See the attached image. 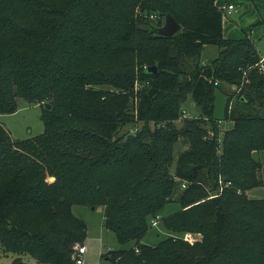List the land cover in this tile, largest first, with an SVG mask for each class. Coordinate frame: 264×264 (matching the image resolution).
Listing matches in <instances>:
<instances>
[{
	"label": "trees",
	"instance_id": "trees-1",
	"mask_svg": "<svg viewBox=\"0 0 264 264\" xmlns=\"http://www.w3.org/2000/svg\"><path fill=\"white\" fill-rule=\"evenodd\" d=\"M216 2L0 0V115L23 99L44 123L24 140L0 125V252L12 264H74L88 237L75 206L104 207L106 228L134 243L107 252L110 264H264V199L248 196L264 185V57L248 33L224 37ZM168 14L182 27L173 37L158 34ZM209 46L218 55L203 65ZM224 86L235 89L222 133ZM187 95L201 115L178 127ZM170 203L180 210L164 216ZM157 218L166 238L141 243Z\"/></svg>",
	"mask_w": 264,
	"mask_h": 264
},
{
	"label": "rangeland",
	"instance_id": "rangeland-1",
	"mask_svg": "<svg viewBox=\"0 0 264 264\" xmlns=\"http://www.w3.org/2000/svg\"><path fill=\"white\" fill-rule=\"evenodd\" d=\"M232 2L237 6V8H239L240 14L245 12V20L247 22L246 28L248 27V29L245 31L244 35L246 33H249L250 29L253 30L254 28H258L263 25L262 22L264 19H262V16L264 15V0H222L224 6ZM223 15L225 16L226 14L223 12ZM255 17H257L258 20L250 25V20ZM258 48L260 54L264 57V35L263 39L259 43ZM217 55L218 49L216 47H207L202 57V64H208L212 59L216 58ZM234 89V87L224 86V89H217L215 92L214 114L216 119L223 122L221 124L222 133H224V131L226 130L231 129L233 126L232 122H228L225 120V113L228 102V96L226 95L225 90L227 92H232ZM186 98V102L183 105L182 115L180 116L178 122H176V125L178 127L182 125L183 121L190 118H196L201 115V110L197 105H195L192 97L187 95ZM18 104V111L15 114L0 115V125L4 126L5 129L9 131L14 140H24L42 134L44 132V123L42 121L43 106L29 104L23 99H19ZM176 149L177 150H175V157L177 158L179 156V153L187 149V147L184 143H180L176 145ZM254 157L262 164L260 176L264 181V151L255 152ZM172 172H174V166ZM52 179L53 178L49 180L53 182L54 180ZM248 196L253 199H264V185L249 191ZM179 210L180 205L178 203H170L163 211V215L169 216ZM73 213L75 214V216L82 219L87 225L88 237L85 242V246L87 247L88 252L85 256V260L88 264H110L107 260L104 259V255L107 252L113 249H129L134 245L133 242L124 245L120 244L117 240L116 235L106 228L104 207L93 209L87 206H75L73 208ZM151 224V231L144 237L141 243L147 245H156L162 239L166 238V234L164 231L165 229L162 226L161 221L159 220L157 224H154V220ZM191 237L193 239V243L196 238H200L199 236ZM188 242L191 243L190 241ZM13 260V256L5 255L3 252H0V264H12ZM24 261L27 264H37L34 259L28 256L24 257Z\"/></svg>",
	"mask_w": 264,
	"mask_h": 264
},
{
	"label": "crops",
	"instance_id": "crops-1",
	"mask_svg": "<svg viewBox=\"0 0 264 264\" xmlns=\"http://www.w3.org/2000/svg\"><path fill=\"white\" fill-rule=\"evenodd\" d=\"M216 5L220 9H223V7H225L224 3H222V0H217ZM227 5H234L236 7V11L231 15L226 13L227 16L226 15L223 16L224 37L227 39H233V40L243 39L245 37L244 35L245 31L248 29V27L246 28L247 22L245 20V12L240 14L239 8H237V6L233 2L228 3ZM263 17L264 15L262 16V19H264ZM257 20H258L257 17L252 18L250 20V25L255 23ZM248 34L252 39L257 41L258 43L257 45L259 46V43L263 39V35H264V24L258 28H254L253 30L250 29V32ZM258 51H259V48H258Z\"/></svg>",
	"mask_w": 264,
	"mask_h": 264
},
{
	"label": "built area",
	"instance_id": "built-area-1",
	"mask_svg": "<svg viewBox=\"0 0 264 264\" xmlns=\"http://www.w3.org/2000/svg\"><path fill=\"white\" fill-rule=\"evenodd\" d=\"M222 11L225 14L227 13V14L231 15L236 11V7L234 5H227V6L223 7ZM261 67L264 70V59L261 61ZM158 220H159V218L155 219L154 224H157ZM185 239L190 241L191 243H193V239L190 235H186ZM87 252H88V249L85 245L78 247L76 250V253L73 257L74 264H88L85 260V256L87 255Z\"/></svg>",
	"mask_w": 264,
	"mask_h": 264
},
{
	"label": "water",
	"instance_id": "water-1",
	"mask_svg": "<svg viewBox=\"0 0 264 264\" xmlns=\"http://www.w3.org/2000/svg\"><path fill=\"white\" fill-rule=\"evenodd\" d=\"M181 30H182L181 25L174 19L172 15L168 14L165 18L164 26L158 29V34L164 37H173L174 35L179 33ZM149 71L156 72L157 68L154 67L153 69H150ZM46 108L50 109L51 106L47 104ZM52 180H55V178H53Z\"/></svg>",
	"mask_w": 264,
	"mask_h": 264
}]
</instances>
